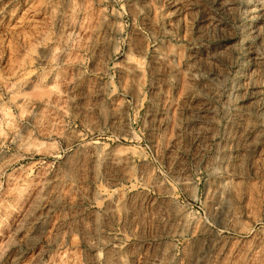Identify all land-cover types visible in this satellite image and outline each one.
Returning <instances> with one entry per match:
<instances>
[{
	"label": "rangeland",
	"instance_id": "obj_1",
	"mask_svg": "<svg viewBox=\"0 0 264 264\" xmlns=\"http://www.w3.org/2000/svg\"><path fill=\"white\" fill-rule=\"evenodd\" d=\"M0 264H264V0H0Z\"/></svg>",
	"mask_w": 264,
	"mask_h": 264
}]
</instances>
